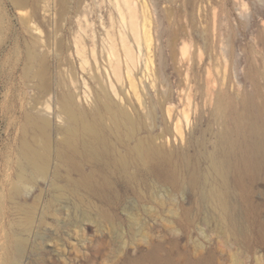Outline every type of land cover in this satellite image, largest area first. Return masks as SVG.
<instances>
[{
	"label": "rangeland",
	"instance_id": "1",
	"mask_svg": "<svg viewBox=\"0 0 264 264\" xmlns=\"http://www.w3.org/2000/svg\"><path fill=\"white\" fill-rule=\"evenodd\" d=\"M0 1L14 33L18 11L9 0ZM54 4L31 2L43 34L44 9ZM76 6L67 27L99 41L100 51L110 37L121 46V36L128 37L141 102L129 87L131 105L120 101L110 81L109 89L138 119V138L152 140L165 157L151 164L133 161L127 169L104 172L101 183L76 187L68 176L77 179L79 173L64 167L53 185V156L47 181L22 184L23 194L14 198L21 132L17 125L10 137L0 118V264H6L7 246L16 254L8 242L15 235L27 239L20 264H264V171L245 177L243 194L232 180V213L205 198L208 157L221 146L231 119L264 110V0H81ZM132 14L140 33L148 23L149 44L141 34L136 41ZM14 37L8 34L0 55V106L9 103L2 79L8 77ZM71 40L79 102L88 107L94 92L85 85L74 35ZM124 67L128 75L126 61ZM109 137L122 153L134 145L113 131ZM61 139L54 133L53 150ZM22 205L32 209L29 230Z\"/></svg>",
	"mask_w": 264,
	"mask_h": 264
},
{
	"label": "bare ground",
	"instance_id": "2",
	"mask_svg": "<svg viewBox=\"0 0 264 264\" xmlns=\"http://www.w3.org/2000/svg\"><path fill=\"white\" fill-rule=\"evenodd\" d=\"M32 1L50 3V0H9L18 11L20 28H16L14 33L8 13L3 12L0 1V55L8 34L15 35L8 77L2 79L9 103L0 106V118L6 122V132L10 137L16 132L17 125L21 132L18 160L13 161L17 179L12 183V196L20 198L23 194L22 184L38 183L41 179L47 181L53 156L57 160L53 185H57L60 168L64 167L67 172L74 170L79 173L77 179L68 176V181L76 187L101 183L104 172L114 168L127 169L133 161L151 164L154 160L163 159L165 155L161 147L152 140L138 138V119L120 102L126 100L130 105L132 103L127 87L141 102L140 90L131 68L132 64H136V56L128 37L121 36L122 46L120 41L117 43L110 37L112 40L109 39L106 49L100 51L99 41L94 42L79 32H72L67 24L81 0H56V4L44 9L47 19L43 34L36 24L39 18L35 9L37 6L30 8ZM7 11L10 12V9ZM121 14L125 20L127 16ZM130 25L137 42H140L141 34L143 40L150 43L147 22L144 33H140L136 17L132 14ZM72 35L75 37L79 62L87 76L85 85L94 92L88 107L79 102L77 90L80 79ZM185 52L186 47L183 48ZM125 61L128 75L125 73ZM146 68L149 69V64ZM15 76H19V81ZM108 81L120 101L115 100ZM223 98L221 96L219 102L222 109ZM107 119L112 122L110 126L106 123ZM231 121L233 126L224 130L221 146L209 155V168L205 173V179L209 182L205 198L214 199L226 213L233 211L229 202L232 180H236L239 192L243 194L246 193L245 177L264 171V110L258 114L250 111L240 113ZM112 131L119 141H124L123 137L134 141L130 152L122 153L114 148L109 137ZM56 132L62 135V139L53 150ZM86 164L91 165L89 172L83 170ZM22 208L27 213L23 225L29 230L32 209L27 205H22ZM8 242L16 254H10L7 246L4 251L5 263L20 264L27 239L15 235Z\"/></svg>",
	"mask_w": 264,
	"mask_h": 264
}]
</instances>
